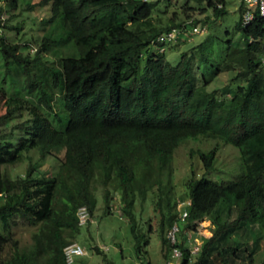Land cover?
<instances>
[{
  "label": "trees",
  "instance_id": "obj_1",
  "mask_svg": "<svg viewBox=\"0 0 264 264\" xmlns=\"http://www.w3.org/2000/svg\"><path fill=\"white\" fill-rule=\"evenodd\" d=\"M161 1L0 0V264H68L64 246L90 241L82 231L99 190L108 212L119 194L135 233L137 199L151 196L167 261L177 221L180 264H264V17L243 25L241 2V40L228 41L221 59L203 42L171 59V42L158 36L208 20V9L225 14L227 0ZM204 70L236 74L221 93ZM195 140L216 147L192 149L198 159L178 196L191 206L181 220L172 212L174 159ZM224 143L239 152L238 178L198 175V164L214 169ZM81 205L91 214L83 225ZM206 217L213 233L200 234L192 253L188 237ZM18 220L36 228L28 246L10 230Z\"/></svg>",
  "mask_w": 264,
  "mask_h": 264
},
{
  "label": "rangeland",
  "instance_id": "obj_2",
  "mask_svg": "<svg viewBox=\"0 0 264 264\" xmlns=\"http://www.w3.org/2000/svg\"><path fill=\"white\" fill-rule=\"evenodd\" d=\"M1 1L3 3L6 2V0ZM183 1L185 0H162L160 3L178 5L182 4ZM191 3L204 7L207 5L206 1L197 2L196 0H191ZM162 15L166 19L167 14ZM206 15H210V18L205 21L202 20L200 24H206L207 31L195 33L192 32L191 26L187 31V42L177 39L167 45L165 52L168 58L176 59L183 52L189 51L193 46L203 42L208 54L212 53L215 58L221 59L226 52L228 41L237 42L241 40L242 34L237 28V24H239L241 18V0H227V12L221 16H215L212 9H208ZM240 42L242 43V41ZM195 61V74L199 78L203 73L199 70L203 66L200 48L195 50ZM204 72H206L208 78L211 77L209 88H217L221 93H224L227 85L231 86L232 78L236 74L230 70H225L217 75H214V71L211 70H204ZM203 138L207 139L204 136ZM215 144L216 141L214 140H205L204 142L195 140L185 146H181L175 154V165L179 170L174 178V182H176L175 191L177 193L175 194L177 203L172 211L174 215L175 213L179 215L180 209L185 205L178 196H180L179 193L186 190V180H184L186 171L190 166L189 164L198 159L197 154L193 153L192 149L216 147ZM36 155L34 159H37L38 154ZM238 157V150L230 144L224 143L216 154L214 169L205 172V169L201 166L202 164H198L196 172L198 175L206 173L208 177H212L219 183L235 180L240 173ZM46 160V166L50 165L51 163L48 161V158ZM24 165L25 162L16 164L15 166L21 167ZM97 197L98 203L94 209L92 221L84 226L82 231V236H87L90 241L88 244L78 241L85 247L86 254L77 257L75 264H167L159 231L161 213L154 209L152 205L154 201L153 199L151 200V196H148L145 199L146 201L137 199L136 233L133 231L131 227L132 223L129 219L122 215V206L118 193L112 200V212L106 211L105 202L100 190L97 192ZM186 203H190V200H187ZM150 223L153 224V229H150ZM202 225L203 227L200 228L195 235L196 237H194L199 247L202 242L200 234L206 236L213 233V223L209 218H204ZM35 229V227L30 226L22 220L12 221L10 224L12 234L19 238L21 244L25 246L32 243V233ZM137 237L140 239V242L137 240ZM95 244H98L102 248L101 252H96L93 249V245Z\"/></svg>",
  "mask_w": 264,
  "mask_h": 264
},
{
  "label": "built area",
  "instance_id": "obj_3",
  "mask_svg": "<svg viewBox=\"0 0 264 264\" xmlns=\"http://www.w3.org/2000/svg\"><path fill=\"white\" fill-rule=\"evenodd\" d=\"M241 2L244 4L245 8L242 13V22L243 25L250 24L256 16L264 17V0H241ZM218 6L222 7L223 2H218ZM207 30V27L205 25L197 24L192 27V32L195 33H202ZM188 30H182V29H172L171 31L163 32L158 36V41L163 43H169L178 38V35L181 33H184L187 35ZM264 42V38H263ZM163 48V47H162ZM161 48V49H162ZM186 201H182V203H185L184 207L180 209L178 217L181 220H185L188 216L189 210H190V203H186ZM78 220L79 224L83 225L86 224L89 219L91 218L90 211L87 207V205H81L77 210ZM178 230H179V224L177 221H175L171 228L168 230V238L170 240L171 244V258L167 261V264H180V259L184 255V250L176 245V242L178 240ZM196 234H190L188 237V240L191 243V252L197 253L200 249L199 245H197V241L194 239ZM197 250V251H196ZM64 256L66 259V262L68 264H72L75 262L77 257L82 256L86 254L85 247L79 243L78 241H73L64 246Z\"/></svg>",
  "mask_w": 264,
  "mask_h": 264
},
{
  "label": "clouds",
  "instance_id": "obj_4",
  "mask_svg": "<svg viewBox=\"0 0 264 264\" xmlns=\"http://www.w3.org/2000/svg\"><path fill=\"white\" fill-rule=\"evenodd\" d=\"M190 204H191V202H190Z\"/></svg>",
  "mask_w": 264,
  "mask_h": 264
}]
</instances>
